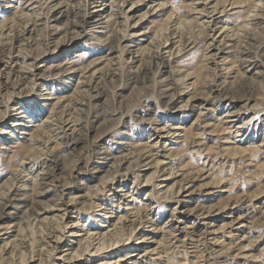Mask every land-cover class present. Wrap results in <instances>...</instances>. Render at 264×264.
<instances>
[{"label": "rangeland", "instance_id": "1", "mask_svg": "<svg viewBox=\"0 0 264 264\" xmlns=\"http://www.w3.org/2000/svg\"><path fill=\"white\" fill-rule=\"evenodd\" d=\"M160 2L0 0V264H264V0Z\"/></svg>", "mask_w": 264, "mask_h": 264}, {"label": "clouds", "instance_id": "2", "mask_svg": "<svg viewBox=\"0 0 264 264\" xmlns=\"http://www.w3.org/2000/svg\"><path fill=\"white\" fill-rule=\"evenodd\" d=\"M170 3H171V0H161V2L159 4L155 5V7H154L153 10H155V8H167ZM194 7H195L194 5H192L191 7H189L187 9L188 12L193 11L194 10ZM178 11H179L178 8L177 9H174L173 10V16H175ZM169 19L171 20V17ZM197 21H198V17H193V19L191 21L184 20L179 25V27L176 24H173L172 27L175 28V29H177L178 31H180L181 29L186 28L187 29V32H181V35L183 36V35H187V34H190V33L193 32V24L194 23H197ZM197 27H200V32L196 33L192 37V39H198L200 35H206V33L203 31V28L206 27V26H199L198 23H197ZM191 42H192V40L190 39L189 42H188V44H183L182 43L181 44V47L177 49V51H176L175 54L176 55H180L181 54V50H185L186 51L187 48L189 47V45L191 44ZM49 87H51V88H53V90H55L56 88L59 87V85L55 81H53L49 85ZM0 118H2V116H0Z\"/></svg>", "mask_w": 264, "mask_h": 264}, {"label": "bare ground", "instance_id": "3", "mask_svg": "<svg viewBox=\"0 0 264 264\" xmlns=\"http://www.w3.org/2000/svg\"><path fill=\"white\" fill-rule=\"evenodd\" d=\"M223 28V27H222ZM10 32V31H9ZM5 35H7V34H5ZM241 56V55H240ZM249 85V84H248ZM25 91V90H24ZM6 109V108H5ZM80 139V138H79ZM49 174V173H48ZM14 187V186H13ZM51 250V249H50Z\"/></svg>", "mask_w": 264, "mask_h": 264}]
</instances>
